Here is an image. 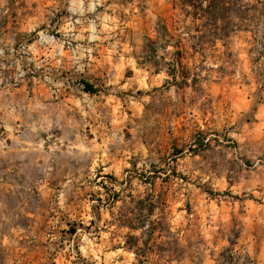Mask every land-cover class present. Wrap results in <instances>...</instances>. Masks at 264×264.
I'll return each instance as SVG.
<instances>
[{
    "label": "rangeland",
    "instance_id": "374dc122",
    "mask_svg": "<svg viewBox=\"0 0 264 264\" xmlns=\"http://www.w3.org/2000/svg\"><path fill=\"white\" fill-rule=\"evenodd\" d=\"M244 1L252 27L196 47L181 0H0V264H264V0ZM148 194L144 245L148 221L122 224Z\"/></svg>",
    "mask_w": 264,
    "mask_h": 264
},
{
    "label": "trees",
    "instance_id": "16d2710c",
    "mask_svg": "<svg viewBox=\"0 0 264 264\" xmlns=\"http://www.w3.org/2000/svg\"><path fill=\"white\" fill-rule=\"evenodd\" d=\"M181 11L185 20H190L194 31L197 35L190 36L191 40L196 39L198 43L196 47L203 44H213L216 42H223L228 39L232 34L246 30L253 26L255 20L256 9L255 6L248 4L244 0H181ZM157 42L152 43L148 41V50L146 58L142 62L137 64L149 63L152 59H155L157 47L154 44L161 43L163 49L169 45V40L165 28L161 31H157ZM176 42V48L177 44ZM194 44H192V47ZM195 47V46H194ZM180 51L176 49V52L171 56L170 63L168 65L175 66L178 62ZM157 63V62H156ZM158 65V63H157ZM162 66V64H161ZM171 78L174 79V72L170 73ZM83 91L86 93H93L92 87L83 82ZM152 195L148 194L144 199L139 200L137 205L139 206V217L142 219H130L123 222V226L129 230H141L144 228V223L149 222V227L145 231L147 239L144 241V245L148 244L151 239L157 225L161 224L163 218L158 221H151L150 218L153 215L154 209L158 207L159 201L151 202ZM137 223V224H135ZM136 260L138 264L142 263L136 254Z\"/></svg>",
    "mask_w": 264,
    "mask_h": 264
}]
</instances>
